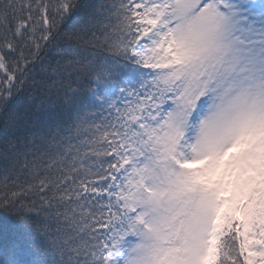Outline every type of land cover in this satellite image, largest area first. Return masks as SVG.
I'll return each mask as SVG.
<instances>
[{
	"label": "snow or ice",
	"instance_id": "1",
	"mask_svg": "<svg viewBox=\"0 0 264 264\" xmlns=\"http://www.w3.org/2000/svg\"><path fill=\"white\" fill-rule=\"evenodd\" d=\"M0 264H264V0H0Z\"/></svg>",
	"mask_w": 264,
	"mask_h": 264
}]
</instances>
